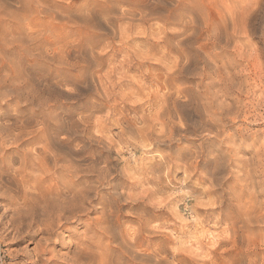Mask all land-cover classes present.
<instances>
[{"label":"rangeland","instance_id":"1","mask_svg":"<svg viewBox=\"0 0 264 264\" xmlns=\"http://www.w3.org/2000/svg\"><path fill=\"white\" fill-rule=\"evenodd\" d=\"M263 189L264 0H0V264L236 263Z\"/></svg>","mask_w":264,"mask_h":264},{"label":"bare ground","instance_id":"2","mask_svg":"<svg viewBox=\"0 0 264 264\" xmlns=\"http://www.w3.org/2000/svg\"><path fill=\"white\" fill-rule=\"evenodd\" d=\"M236 14V13H235ZM146 15V14H145ZM231 15V14H230ZM232 16V15H231ZM235 16V15H234ZM237 19V18H236ZM26 20V19H25ZM10 39H11V37H10ZM10 39H8V40H10ZM30 40V39H29ZM183 40H185V39H183ZM169 44V43H168ZM175 46V45H174ZM171 47V46H170ZM3 49V48H2ZM238 52V51H237ZM177 61V60H176ZM84 62V61H83ZM180 63V62H179ZM183 63H185V62H183ZM2 65V64H1ZM181 65V64H180ZM188 66V65H187ZM186 66V67H187ZM203 66V65H202ZM176 69V68H175ZM181 69V68H180ZM171 77V76H170ZM235 77V76H234ZM252 77V76H251ZM202 81V80H201ZM36 82V81H35ZM216 83V82H215ZM205 84V83H204ZM31 85V84H30ZM239 86V85H238ZM240 87V86H239ZM44 88V87H43ZM169 91V90H168ZM247 91V90H246ZM15 92V91H14ZM207 92V91H206ZM157 93V92H156ZM163 93V92H162ZM168 93V92H167ZM166 94V93H165ZM248 94V93H247ZM152 95V94H151ZM167 95H169V94H167ZM14 96V95H13ZM44 96V95H43ZM164 96V95H163ZM172 96V95H171ZM4 97V96H3ZM21 98V97H20ZM160 98V97H159ZM172 98V97H171ZM9 99V98H8ZM175 99V98H174ZM178 99V98H177ZM207 99V98H206ZM260 99V98H259ZM2 100V99H1ZM183 100V99H182ZM215 100V99H214ZM177 102V101H176ZM178 102H179V100H178ZM210 102V101H209ZM166 103H168V102H166ZM212 103V102H211ZM159 104V103H158ZM180 104V103H179ZM203 104V103H202ZM186 105H187V103H186ZM199 105V104H198ZM207 105V104H206ZM220 105V104H219ZM167 106V105H166ZM199 107V106H198ZM173 108V107H172ZM196 108V107H195ZM220 108V107H219ZM224 108V107H223ZM193 109H194V107H193ZM152 110V109H151ZM154 110V109H153ZM198 110V109H197ZM219 110H222L221 108L219 109ZM240 110V109H239ZM224 111H225V109H224ZM213 113H216V112H218V110L216 109V112L213 110L212 111ZM235 112V111H234ZM224 113H226V112H223V114ZM228 113H230V112H228ZM168 114V113H167ZM204 114V113H203ZM217 114V113H216ZM216 114H214V115H216ZM234 114V113H233ZM160 115V114H159ZM219 115V114H218ZM221 115V114H220ZM235 115V114H234ZM148 116V115H147ZM163 116V115H162ZM207 116V115H206ZM225 116V115H224ZM229 116H233V115H229ZM229 116H227V117H229ZM160 117V116H159ZM212 117H213V115H212ZM212 117H210V118H212ZM215 117V116H214ZM214 117H213V120L215 121V119H214ZM216 117H218V116H216ZM220 117V116H219ZM84 118V117H83ZM153 118V117H152ZM249 118V117H248ZM158 119V118H157ZM173 119V118H172ZM219 119V118H218ZM217 119V121H219ZM226 120H228L227 118H225ZM225 119H224V121H225ZM231 119V118H230ZM229 119V120H230ZM246 119V118H245ZM85 120V119H84ZM160 120V119H159ZM212 120V119H211ZM234 120H235V118H234ZM155 121V120H154ZM168 121V120H167ZM222 121V120H221ZM220 121V122H221ZM169 122V121H168ZM175 122V121H174ZM207 122V121H206ZM209 122H211V121H209ZM216 122V121H215ZM215 122H213L212 121V124H214ZM219 123V122H218ZM13 124V123H12ZM211 124V123H210ZM221 124V123H220ZM37 125V124H36ZM45 125V124H44ZM148 125V124H147ZM201 125V124H200ZM216 125V124H215ZM214 125V126H215ZM13 126V125H12ZM67 126V125H66ZM10 127H11V125H10ZM20 127V126H19ZM181 127V126H180ZM145 128V127H144ZM65 130V129H64ZM173 130V129H172ZM143 131V130H142ZM204 131V130H203ZM173 132V131H172ZM15 134V133H14ZM35 134V133H34ZM70 134V133H69ZM166 134V133H165ZM11 135H13V134H11ZM142 135V134H141ZM140 135V136H141ZM153 135V134H152ZM3 136V135H2ZM229 136V135H228ZM227 136V137H228ZM63 137V136H62ZM18 138V137H17ZM142 138V137H141ZM148 138V137H147ZM225 138V137H224ZM224 138H223V140H224ZM22 139V138H21ZM225 139H227V138H225ZM100 140V139H99ZM145 140V139H144ZM12 142V141H11ZM22 142V141H21ZM102 142V141H101ZM59 143V142H58ZM63 143V142H62ZM60 144V143H59ZM108 145V144H107ZM16 146V145H15ZM59 148V147H58ZM79 150V149H78ZM77 152V151H76ZM79 152V151H78ZM44 154V153H43ZM44 156V155H43ZM45 156H46V154H45ZM75 156V155H74ZM89 158V157H88ZM97 159V158H96ZM233 159V158H232ZM83 160V159H82ZM99 160V159H98ZM262 164V163H261ZM67 166V165H66ZM220 166V165H219ZM38 167L41 169L42 168V165L41 164H39L38 165ZM98 168H99V166H98ZM83 169H85L84 167H83ZM89 169V168H88ZM19 170V169H18ZM90 170V169H89ZM88 172V171H87ZM252 172V171H251ZM84 175V174H83ZM106 176V175H105ZM251 177V176H250ZM7 186V185H6ZM88 186V185H87ZM9 188V187H8ZM74 188V187H73ZM73 188H71L70 186H55V188H53V190L57 193V196H56V199L54 200V202L56 203L55 205H53V206H50L49 208H51L52 207V210L50 211V213H51V216H52V218H51V222H50V227H52V228H54L55 230H59L60 231V229H67L68 230V224L70 223V222H76V221H80L86 214H87V209L85 208V201L86 200H84V198H82L83 196H81V194H80V192L77 190V189H73ZM113 188V187H112ZM90 190V189H89ZM264 190V189H263ZM10 191V190H9ZM26 191V190H25ZM81 191V190H80ZM154 191V190H153ZM3 192V191H2ZM262 192V191H261ZM25 193V192H24ZM84 193V192H83ZM122 195V194H121ZM3 196V195H2ZM24 196V195H23ZM27 197V196H26ZM4 198V197H3ZM22 198H24V197H22ZM28 198H30V197H28ZM27 198V199H28ZM49 198V197H48ZM85 198H86V196H85ZM25 200H26V198H24ZM23 199V200H24ZM12 201V200H11ZM88 201V200H87ZM26 202H28V201H26ZM50 202V201H49ZM90 202V201H89ZM88 202V203H89ZM254 202V201H253ZM256 202V201H255ZM255 202H254V204H255ZM46 204V203H45ZM253 204V203H252ZM257 204H258V202H257ZM50 205V204H49ZM52 205V204H51ZM43 206V205H42ZM253 207H254V205H253ZM257 212H256V216H255V221H256V223H258V224H262V223H264V203H262V202H259V204L257 205ZM245 208V207H244ZM12 209V208H11ZM23 209V208H22ZM44 209V208H43ZM47 209H48V207H47ZM247 209V208H246ZM249 209V208H248ZM251 209V208H250ZM253 210L254 209H256L255 207L254 208H252ZM16 210V209H15ZM24 210V209H23ZM26 210V209H25ZM28 210V209H27ZM20 211V210H19ZM89 211V210H88ZM97 211V210H96ZM242 211H243V209H242ZM90 212V211H89ZM244 212H245V210H244ZM244 212H242L243 214H245ZM249 212V211H248ZM32 213V212H31ZM44 213V212H43ZM22 214V213H21ZM26 214V213H25ZM30 214V213H29ZM46 214H49V213H47L46 212ZM113 214V213H112ZM11 216V215H10ZM29 215H27V217H28ZM32 216V215H31ZM46 216V215H45ZM49 216V215H48ZM47 216V217H48ZM117 216V215H116ZM247 216V215H246ZM110 217H111V210L107 207V206H104L103 207V210H102V213H101V216H98L96 219L94 218L93 219V225H94V228H95V235H97V236H95V240H94V242L95 241H98V242H96V244H100L101 242H102V239H105V238H108V240H109V242H111V241H113L114 240V236H113V228L111 227V226H109V223H110ZM116 218V217H115ZM147 218V217H146ZM252 218V217H251ZM250 218V219H251ZM31 219V218H30ZM34 219V218H33ZM42 219V218H41ZM148 219V218H147ZM32 220V219H31ZM44 220V219H43ZM246 220V219H245ZM249 220V219H248ZM252 220V219H251ZM32 222V221H31ZM245 222V221H244ZM247 222V221H246ZM245 222V223H246ZM254 222V221H253ZM252 221L250 222V223H253ZM244 223V224H245ZM249 223V222H248ZM229 224V223H228ZM23 225V224H22ZM48 225V224H47ZM47 225H45V226H47ZM148 225V224H147ZM251 225V224H250ZM14 226V225H13ZM43 226V225H42ZM245 226V225H244ZM260 226V225H259ZM243 227V226H242ZM48 228V227H47ZM41 229V228H40ZM39 229V230H40ZM49 229V228H48ZM54 229H53V231H54ZM245 229V228H244ZM89 231H91L92 233H93V230H90L89 229ZM51 232V231H50ZM49 232V233H50ZM155 232V231H154ZM246 231H244L243 230V237H242V239H240L241 241V246H242V251H243V253H242V255H243V258L241 259L240 258V260L238 261V262H236V263H232V264H245L244 263V257H249V255L251 254V253H253L254 255H256V253H258L259 252V247L260 246H264V241H263V238L262 239H258V238H256V237H251V236H248L246 233H245ZM58 233V232H57ZM135 233V232H134ZM27 234V233H26ZM50 235V234H49ZM99 235V236H98ZM102 235V236H101ZM104 236V237H103ZM132 236H134V235H132ZM230 237V236H229ZM52 239H54V238H51V237H49L48 239H47V241H51ZM100 240V241H99ZM44 243V242H43ZM54 243V242H53ZM86 244V243H85ZM105 244H106V242H105ZM44 245V244H40L39 246V253L40 254H42V253H44V252H46V250L42 247V246ZM46 245V244H45ZM37 246H38V244H37ZM142 246V245H141ZM37 248V247H36ZM120 248V247H119ZM35 249V248H34ZM83 249V248H82ZM85 249H86V251L87 250H90L91 249V247H90V245L89 244H87L86 245V247H85ZM135 249V248H134ZM36 250V249H35ZM79 250V249H78ZM224 250V249H223ZM80 251H81V249H80ZM122 251V250H121ZM241 251V250H240ZM85 252V251H84ZM161 252V251H160ZM227 253H229L230 251H226ZM79 253V252H78ZM77 253V254H78ZM81 253V252H80ZM78 254V255H82V254ZM135 253H137V251L135 252ZM91 254H93V253H91ZM126 254V253H125ZM132 254V253H131ZM75 255V254H74ZM99 255H101V254H99ZM137 255V257L138 258H140V256H142L140 253H137L136 254ZM150 255V254H149ZM145 257H146V254L144 255ZM198 256V255H197ZM37 257H38V255H37ZM74 257H76V256H74ZM77 257H79V256H77ZM85 257V256H84ZM101 257V256H100ZM143 257V256H142ZM164 258V257H163ZM38 259H39V257H38ZM81 259V261H86V260H82V258H80ZM87 259V258H86ZM93 259H94V257H93ZM92 259V260H93ZM253 259V258H252ZM78 259H75L74 260V262H75V264H77L78 263V261H77ZM187 260V259H186ZM230 260V259H229ZM36 261V260H35ZM67 261V260H66ZM87 261H88V259H87ZM86 261V262H87ZM141 261H144L143 259H141ZM207 261V260H206ZM231 261V260H230ZM233 261V260H232ZM236 261V260H235ZM102 263L101 264H115V263H113V262H111L109 259H102V261H101ZM134 262V261H133ZM149 262L150 263H146V264H163V261L162 260H158V259H151V260H149ZM167 262H168V260H167ZM166 262V263H167ZM89 264H95L94 262H90ZM137 264V263H136ZM165 264V263H164ZM167 264H169V263H167ZM177 264V263H176ZM194 264H208V263H206V262H204V263H200V262H198V261H196V262H194ZM246 264H257V261L255 260V259H253V260H249V262L248 263H246Z\"/></svg>","mask_w":264,"mask_h":264}]
</instances>
